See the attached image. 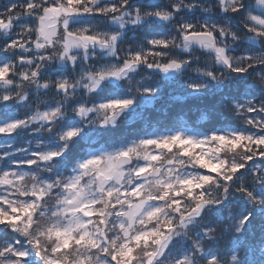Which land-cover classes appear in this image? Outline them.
Here are the masks:
<instances>
[{"label":"snow or ice","instance_id":"snow-or-ice-1","mask_svg":"<svg viewBox=\"0 0 264 264\" xmlns=\"http://www.w3.org/2000/svg\"><path fill=\"white\" fill-rule=\"evenodd\" d=\"M0 264H264V0H8Z\"/></svg>","mask_w":264,"mask_h":264},{"label":"trees","instance_id":"trees-1","mask_svg":"<svg viewBox=\"0 0 264 264\" xmlns=\"http://www.w3.org/2000/svg\"><path fill=\"white\" fill-rule=\"evenodd\" d=\"M156 3H160V4H166L168 3V0H155ZM8 3V0H0V9H2L3 5ZM201 123H207L206 121H201ZM220 125H217V127H219ZM233 126H236L235 124H233ZM201 131H203V129H200ZM23 139V138H21ZM257 238H258V233H257ZM224 244L227 243V240H225L223 242Z\"/></svg>","mask_w":264,"mask_h":264}]
</instances>
